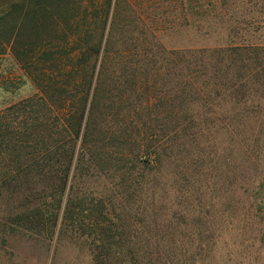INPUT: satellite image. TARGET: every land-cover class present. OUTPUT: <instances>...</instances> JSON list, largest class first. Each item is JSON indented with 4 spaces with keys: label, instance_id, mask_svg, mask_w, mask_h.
Returning <instances> with one entry per match:
<instances>
[{
    "label": "trees",
    "instance_id": "16d2710c",
    "mask_svg": "<svg viewBox=\"0 0 264 264\" xmlns=\"http://www.w3.org/2000/svg\"><path fill=\"white\" fill-rule=\"evenodd\" d=\"M146 1L0 0V57L10 55L35 88L0 110V202L9 204L2 230L49 239L75 161L80 177L110 184L106 195L70 188L60 219L62 233L85 237L92 264L211 259L212 248L190 250L186 236L159 233L155 220L127 205L153 191L164 170L177 183L186 179L196 117L215 113L204 103L224 88L249 112L248 85L264 81V61L249 69L248 53L258 51L246 46L209 56L166 46L161 25L147 22ZM181 1L199 27L205 1ZM236 145L237 185L264 221V140L241 136Z\"/></svg>",
    "mask_w": 264,
    "mask_h": 264
},
{
    "label": "rangeland",
    "instance_id": "374dc122",
    "mask_svg": "<svg viewBox=\"0 0 264 264\" xmlns=\"http://www.w3.org/2000/svg\"><path fill=\"white\" fill-rule=\"evenodd\" d=\"M204 1L199 27L189 25L187 5L181 0H147L145 11L151 13L147 22L161 25L159 38L168 47H201L209 56L213 48L222 50V55L227 46H246L258 51V56L248 53L253 57L245 62L249 69L263 62L264 0H215L214 9L213 3ZM225 64L224 60L222 68ZM223 79L218 82L225 85ZM206 81L212 82L209 77ZM248 86L253 91L249 100L253 107L247 113L235 105L233 95L224 88L218 98L204 103L215 113L196 117L195 138L188 145L192 163L184 181L177 183V177L166 175L164 170L153 191L127 205L133 213L143 212L148 222L155 220L160 225L159 233L186 236L191 240L190 250L212 248L211 259L197 264H264V221L249 209L248 201L253 200L249 194L243 195L236 180L240 162L236 140L241 136L264 140V81L253 80ZM210 90L207 86L204 92L210 94ZM34 92L15 60L10 55L0 57V110ZM72 187L87 188L99 195L108 193L110 184L101 178L80 177L74 161L54 234L49 239H31L0 228V264H92L85 237L60 230L63 207ZM8 205L7 201L0 202L1 222ZM199 239L208 240L202 244Z\"/></svg>",
    "mask_w": 264,
    "mask_h": 264
}]
</instances>
